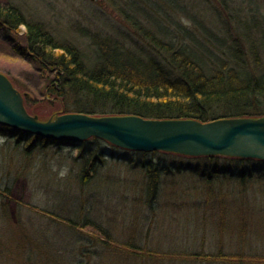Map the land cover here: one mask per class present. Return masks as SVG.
<instances>
[{
  "label": "rangeland",
  "instance_id": "rangeland-1",
  "mask_svg": "<svg viewBox=\"0 0 264 264\" xmlns=\"http://www.w3.org/2000/svg\"><path fill=\"white\" fill-rule=\"evenodd\" d=\"M7 2L41 21L58 40L76 44L86 63L95 59V42L106 38L122 41L126 34L134 38L124 20L126 12L140 17L151 34L182 27L199 33L204 29L217 35L227 32L238 40L246 33L243 24L248 28L247 39L264 54V0H0V5ZM24 29L21 26L18 32L21 44ZM124 39L123 43L133 45ZM0 72L9 76L20 93L30 94L27 104H32L39 120L64 113L46 95L44 73L27 55L12 50L1 36ZM89 140L91 150L99 149L100 160L88 181L80 183L85 159L77 156L75 145L51 143L36 149L29 155L30 166L18 174L20 164L27 160L23 144L17 146L14 139L0 136V186H9L7 197L0 194V264L51 262L35 260L38 247L55 251L58 264H264L248 261L264 259L263 172L256 171L241 182L224 175L206 180L193 169L160 171L157 194L150 198L141 163L164 160L187 165L196 163V158L126 151L103 139ZM218 161L230 162L224 157ZM30 205L55 209L66 217L83 219L88 214L109 231L113 241H130L134 250L144 251L147 257L107 252L100 245L87 246L90 251L86 254L90 255L86 257L79 241L74 242L73 230ZM80 233L77 235H83ZM12 237L15 241L22 237L26 243L30 237L33 244L30 241L28 246L36 249L31 260L10 254ZM71 243L73 247L68 248ZM33 249L27 247V252Z\"/></svg>",
  "mask_w": 264,
  "mask_h": 264
},
{
  "label": "trees",
  "instance_id": "trees-1",
  "mask_svg": "<svg viewBox=\"0 0 264 264\" xmlns=\"http://www.w3.org/2000/svg\"><path fill=\"white\" fill-rule=\"evenodd\" d=\"M124 20L129 22L134 38L126 34L122 41H125L124 38L129 39L133 45L126 41L124 44L117 38H106L100 42L97 40L92 63L85 62V55L76 44L58 40L41 21L26 15L11 2L0 5V36L12 50L31 58L44 73L45 93L55 102L56 109L64 113L82 112L94 116L133 114L145 118H191L199 121L221 117L264 116V54L260 47H255L247 39V26L243 27L240 23L246 35L242 34L244 39L236 40L227 32L217 35L206 29L199 33L198 30L182 27H176L174 32L158 30L151 34L150 29L146 28L149 25L143 23L137 15L126 12ZM21 26L25 28L23 44L18 40ZM23 93L28 112L35 115L32 104H27L30 94ZM0 136L14 139L17 146L18 143L23 144L27 160L20 164L23 166L16 172L18 174L24 166H30L29 155L36 149L45 148L51 143L57 146L65 143L4 124H0ZM90 139L91 142L101 140L96 137ZM88 140L69 142L79 149L77 156L85 159L79 173L80 183L88 181L96 168L95 163L100 160L99 149L91 150L87 145ZM157 151L173 157L196 158L197 162L182 165L179 162L150 160L141 163L146 169L150 198L157 194L159 183L156 177L160 171L166 173L172 169H193V172L206 180L224 175L241 182L256 171L264 173L263 159L221 154L191 156ZM221 157L228 158L230 162L221 163L218 161ZM8 192L9 186H0L1 196L7 197ZM31 206L47 218L73 230L74 242L79 241V249L86 250L81 251L86 257L90 255L86 254L89 248L99 245L107 252L120 251L138 258L147 257L144 251L134 250L130 241L125 244L113 241L109 231L94 222L88 214L80 219V216H63L55 209L53 212ZM3 210L5 215L8 214L7 209L3 207ZM79 233L83 235H77ZM12 239L10 254L15 257L22 255L20 258H24V261L31 260L36 249L28 246L30 237L27 243L22 237L17 241L15 237ZM130 239L139 242L133 237ZM1 247L7 249L6 246ZM27 247L33 249L32 253L27 252ZM72 247L73 243L68 246ZM37 252L35 260L42 263L43 258L50 259L51 262L42 264H58L53 255L55 251L49 253L38 247ZM248 261L264 262L259 258Z\"/></svg>",
  "mask_w": 264,
  "mask_h": 264
},
{
  "label": "water",
  "instance_id": "water-1",
  "mask_svg": "<svg viewBox=\"0 0 264 264\" xmlns=\"http://www.w3.org/2000/svg\"><path fill=\"white\" fill-rule=\"evenodd\" d=\"M24 95L0 72V124L67 143L96 137L140 152L162 150L194 156L221 154L264 160V116L199 121L67 112L41 121L25 109Z\"/></svg>",
  "mask_w": 264,
  "mask_h": 264
},
{
  "label": "bare ground",
  "instance_id": "bare-ground-1",
  "mask_svg": "<svg viewBox=\"0 0 264 264\" xmlns=\"http://www.w3.org/2000/svg\"><path fill=\"white\" fill-rule=\"evenodd\" d=\"M67 113V112H66ZM91 137H89V138H86V139H83V140H88V139H90ZM83 140H79V141H83ZM66 142V141H65ZM213 155V154H212ZM2 217H3V215H1ZM4 218V217H3ZM6 221V220H5ZM261 260H263L264 261V259H261Z\"/></svg>",
  "mask_w": 264,
  "mask_h": 264
}]
</instances>
